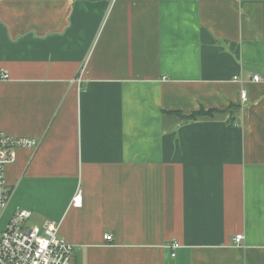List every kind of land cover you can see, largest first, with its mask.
Segmentation results:
<instances>
[{
	"label": "crops",
	"instance_id": "obj_1",
	"mask_svg": "<svg viewBox=\"0 0 264 264\" xmlns=\"http://www.w3.org/2000/svg\"><path fill=\"white\" fill-rule=\"evenodd\" d=\"M4 68L0 135L39 140L5 225L55 221L71 264H264V0H0Z\"/></svg>",
	"mask_w": 264,
	"mask_h": 264
},
{
	"label": "built area",
	"instance_id": "obj_2",
	"mask_svg": "<svg viewBox=\"0 0 264 264\" xmlns=\"http://www.w3.org/2000/svg\"><path fill=\"white\" fill-rule=\"evenodd\" d=\"M9 76L7 69L0 70V80ZM235 79L238 80V77ZM252 80L260 81L261 76L254 74ZM241 95L244 101L247 100L246 88L242 89ZM38 144L36 137L0 135V221L11 199L5 179L6 165L16 160L19 149L35 148ZM79 196L75 197V204H80ZM30 216L31 211L19 209L5 228L0 229V264H71L74 245L59 236L60 225L55 221L45 220L41 225L29 227L26 221ZM104 237L108 241L113 239L112 234ZM243 239L244 235L240 234L235 243L241 245Z\"/></svg>",
	"mask_w": 264,
	"mask_h": 264
},
{
	"label": "trees",
	"instance_id": "obj_3",
	"mask_svg": "<svg viewBox=\"0 0 264 264\" xmlns=\"http://www.w3.org/2000/svg\"><path fill=\"white\" fill-rule=\"evenodd\" d=\"M214 112H216L215 109H210L209 111H206L205 109H200L190 115L184 116V118H186L187 120H196L198 117L201 116H211L214 114Z\"/></svg>",
	"mask_w": 264,
	"mask_h": 264
},
{
	"label": "rangeland",
	"instance_id": "obj_4",
	"mask_svg": "<svg viewBox=\"0 0 264 264\" xmlns=\"http://www.w3.org/2000/svg\"><path fill=\"white\" fill-rule=\"evenodd\" d=\"M27 226L32 227L35 225H32V223H26ZM5 228V222H4V218L0 221V229H4Z\"/></svg>",
	"mask_w": 264,
	"mask_h": 264
}]
</instances>
